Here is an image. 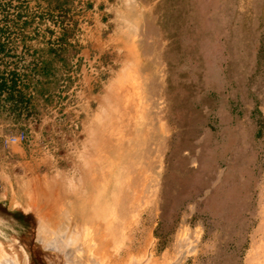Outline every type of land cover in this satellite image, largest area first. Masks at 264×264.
<instances>
[{"label":"rangeland","instance_id":"rangeland-1","mask_svg":"<svg viewBox=\"0 0 264 264\" xmlns=\"http://www.w3.org/2000/svg\"><path fill=\"white\" fill-rule=\"evenodd\" d=\"M101 1L0 0V264H264V0H137L81 53Z\"/></svg>","mask_w":264,"mask_h":264},{"label":"crops","instance_id":"crops-1","mask_svg":"<svg viewBox=\"0 0 264 264\" xmlns=\"http://www.w3.org/2000/svg\"><path fill=\"white\" fill-rule=\"evenodd\" d=\"M110 0H102L100 3L88 7L85 14V23L82 26L84 33L81 35L83 48L81 53H132V42H144L145 38V22L143 14H139V5L137 0L127 3L126 0H114L110 7ZM136 6V7H135ZM112 11V16L108 15ZM74 42V41H73ZM128 43V45H127ZM140 53V51H139ZM141 53H145L142 51ZM49 57L54 58L56 53H48ZM5 72L8 74L19 73V67H6ZM90 78L86 90L85 104L92 106L98 102V86L92 83ZM9 93L5 92L0 101L5 107L12 108L16 102L8 100ZM65 105V104H64ZM89 118L86 121L88 122ZM83 125V121L81 123ZM3 204V203H0ZM9 213L8 207L3 204ZM5 218H0V224Z\"/></svg>","mask_w":264,"mask_h":264},{"label":"trees","instance_id":"trees-1","mask_svg":"<svg viewBox=\"0 0 264 264\" xmlns=\"http://www.w3.org/2000/svg\"><path fill=\"white\" fill-rule=\"evenodd\" d=\"M11 75L10 79L5 76V74H0V97L5 93H9L8 100H11L13 98V94L16 91V88L18 87V84L21 82L20 79H18V73H11L8 74Z\"/></svg>","mask_w":264,"mask_h":264},{"label":"built area","instance_id":"built-area-1","mask_svg":"<svg viewBox=\"0 0 264 264\" xmlns=\"http://www.w3.org/2000/svg\"><path fill=\"white\" fill-rule=\"evenodd\" d=\"M11 143H19L21 145H27L30 143V135L27 131H21L18 135L10 137L5 140V144L9 145Z\"/></svg>","mask_w":264,"mask_h":264},{"label":"bare ground","instance_id":"bare-ground-1","mask_svg":"<svg viewBox=\"0 0 264 264\" xmlns=\"http://www.w3.org/2000/svg\"><path fill=\"white\" fill-rule=\"evenodd\" d=\"M83 262V261H82Z\"/></svg>","mask_w":264,"mask_h":264}]
</instances>
